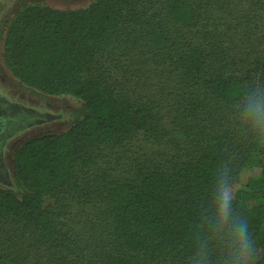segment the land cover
Here are the masks:
<instances>
[{"label":"trees","instance_id":"16d2710c","mask_svg":"<svg viewBox=\"0 0 264 264\" xmlns=\"http://www.w3.org/2000/svg\"><path fill=\"white\" fill-rule=\"evenodd\" d=\"M263 22L264 0L24 6L4 33L5 66L19 84L82 105L66 130L14 151L0 185V264H188L223 164L264 249V139L242 133L236 107L264 87ZM156 70L159 98L146 91ZM253 156L261 173L242 182Z\"/></svg>","mask_w":264,"mask_h":264},{"label":"clouds","instance_id":"9594fccd","mask_svg":"<svg viewBox=\"0 0 264 264\" xmlns=\"http://www.w3.org/2000/svg\"><path fill=\"white\" fill-rule=\"evenodd\" d=\"M237 120L245 135L264 139V87L250 88L237 104ZM236 179L228 164L218 167L211 204L194 233L188 264H258L264 252L247 219L235 207Z\"/></svg>","mask_w":264,"mask_h":264},{"label":"rangeland","instance_id":"374dc122","mask_svg":"<svg viewBox=\"0 0 264 264\" xmlns=\"http://www.w3.org/2000/svg\"><path fill=\"white\" fill-rule=\"evenodd\" d=\"M92 1L94 0H0V93H3L12 101L21 102L26 106L36 108L43 114H46L39 118L36 117L31 120H26L28 123L34 120L36 121L32 124L25 125L23 128L24 131L15 137L24 140L30 136L46 132H62L66 130L71 124V111L79 108L82 105V101L72 95H46L18 83L3 61V38L9 22L26 5L43 4L58 9H77L87 6ZM160 80H162V78L159 70L152 71L148 74L147 85H149L151 90L146 91L155 98L160 97L153 91L155 90V86L159 85ZM141 146L142 147L137 152L143 154V157H150V154H154V147L146 146L142 143ZM262 161H264V157ZM4 162L7 167L11 164L12 170L14 169L13 158L12 160L11 158L9 159L7 153ZM261 170L262 168L261 164L258 162V158L253 156L244 167L240 175V180L245 182L251 176L257 177L260 175ZM8 178L7 180L10 183L11 180ZM6 181L0 182V185L6 184Z\"/></svg>","mask_w":264,"mask_h":264},{"label":"flooded vegetation","instance_id":"af4514ba","mask_svg":"<svg viewBox=\"0 0 264 264\" xmlns=\"http://www.w3.org/2000/svg\"><path fill=\"white\" fill-rule=\"evenodd\" d=\"M0 113V182H4L8 177L11 180L13 173L11 164L7 167L4 162L6 153L8 158L12 160L14 151L23 141L22 138L15 136L24 131L25 125L36 121L28 123L26 120L39 118L46 114L21 102L12 101L3 93H0ZM5 183H9V181L7 180Z\"/></svg>","mask_w":264,"mask_h":264},{"label":"water","instance_id":"95a60500","mask_svg":"<svg viewBox=\"0 0 264 264\" xmlns=\"http://www.w3.org/2000/svg\"><path fill=\"white\" fill-rule=\"evenodd\" d=\"M1 114V113H0Z\"/></svg>","mask_w":264,"mask_h":264}]
</instances>
